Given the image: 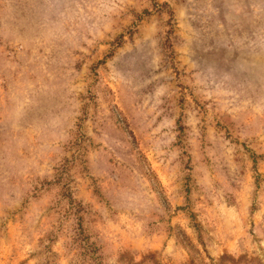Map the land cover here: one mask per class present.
I'll use <instances>...</instances> for the list:
<instances>
[{
	"label": "rangeland",
	"instance_id": "obj_1",
	"mask_svg": "<svg viewBox=\"0 0 264 264\" xmlns=\"http://www.w3.org/2000/svg\"><path fill=\"white\" fill-rule=\"evenodd\" d=\"M0 264H264V0H0Z\"/></svg>",
	"mask_w": 264,
	"mask_h": 264
}]
</instances>
